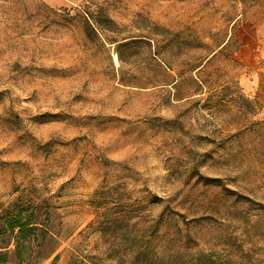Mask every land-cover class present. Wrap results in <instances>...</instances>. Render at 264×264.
I'll list each match as a JSON object with an SVG mask.
<instances>
[{
  "label": "rangeland",
  "instance_id": "obj_1",
  "mask_svg": "<svg viewBox=\"0 0 264 264\" xmlns=\"http://www.w3.org/2000/svg\"><path fill=\"white\" fill-rule=\"evenodd\" d=\"M17 201L61 243L44 264L146 240L264 264V0H0V214Z\"/></svg>",
  "mask_w": 264,
  "mask_h": 264
},
{
  "label": "trees",
  "instance_id": "obj_2",
  "mask_svg": "<svg viewBox=\"0 0 264 264\" xmlns=\"http://www.w3.org/2000/svg\"><path fill=\"white\" fill-rule=\"evenodd\" d=\"M92 21L99 25V21ZM230 45L231 41L224 45L219 53L224 54ZM151 54L160 58L156 52ZM203 60L188 62L189 68L180 70L179 74L185 77L187 73L197 71L203 66ZM163 63L166 76L172 75L170 72L174 71L173 65L165 60ZM159 83L162 82H155V84ZM60 246L57 236L40 221L38 207L31 209L28 204L17 201L0 214V264H44ZM132 255L131 264H233L231 260L222 258L212 251L200 250L195 257L189 256L188 251L182 246L162 251L152 240H146V245L137 247ZM59 259L60 255H57L54 261ZM81 264L85 263L81 262Z\"/></svg>",
  "mask_w": 264,
  "mask_h": 264
},
{
  "label": "bare ground",
  "instance_id": "obj_3",
  "mask_svg": "<svg viewBox=\"0 0 264 264\" xmlns=\"http://www.w3.org/2000/svg\"><path fill=\"white\" fill-rule=\"evenodd\" d=\"M115 59H116V61H117V63L119 62V59H118V57L117 56H115Z\"/></svg>",
  "mask_w": 264,
  "mask_h": 264
}]
</instances>
